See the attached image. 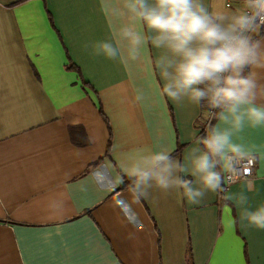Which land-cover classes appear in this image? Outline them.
Segmentation results:
<instances>
[{
  "label": "crops",
  "instance_id": "obj_1",
  "mask_svg": "<svg viewBox=\"0 0 264 264\" xmlns=\"http://www.w3.org/2000/svg\"><path fill=\"white\" fill-rule=\"evenodd\" d=\"M124 11V0H0V264H264V230L223 198L264 203V126L236 138L255 159L252 191L239 182L190 205L153 188L120 205L121 158L150 148L182 161L205 112L161 94L150 44L127 65L93 53Z\"/></svg>",
  "mask_w": 264,
  "mask_h": 264
},
{
  "label": "clouds",
  "instance_id": "obj_2",
  "mask_svg": "<svg viewBox=\"0 0 264 264\" xmlns=\"http://www.w3.org/2000/svg\"><path fill=\"white\" fill-rule=\"evenodd\" d=\"M124 9L129 22L111 40L95 43L93 53L127 65L142 61L150 44L160 51L154 63L161 94L174 102L205 103L209 123L182 161L167 149L143 148L122 157L130 200L119 203L138 204L155 188L199 205L208 192L225 191L223 172L235 175L237 164L254 162L236 138L246 125L264 126V0H240L232 10H210L205 0H124ZM246 187L252 191L253 181ZM223 198L237 203L242 222L264 230V203L253 209L243 191Z\"/></svg>",
  "mask_w": 264,
  "mask_h": 264
},
{
  "label": "built area",
  "instance_id": "obj_3",
  "mask_svg": "<svg viewBox=\"0 0 264 264\" xmlns=\"http://www.w3.org/2000/svg\"><path fill=\"white\" fill-rule=\"evenodd\" d=\"M240 3V0H238ZM229 4H227L228 6ZM238 172L234 175L230 171H225L223 174V184L224 189L228 188L231 185L237 184L239 182H246L251 180L254 175L255 169V159L251 165H248L246 161L240 162L236 165Z\"/></svg>",
  "mask_w": 264,
  "mask_h": 264
},
{
  "label": "trees",
  "instance_id": "obj_4",
  "mask_svg": "<svg viewBox=\"0 0 264 264\" xmlns=\"http://www.w3.org/2000/svg\"><path fill=\"white\" fill-rule=\"evenodd\" d=\"M262 29H264V28H262ZM201 107H202L203 110L209 111L207 106H206V104L203 103V102L201 103ZM215 120L216 119H212L211 120V124H214ZM208 123H209V119H207V121L204 120L203 125L200 126V128H199V130H200L199 137H203V136L206 135V127H207Z\"/></svg>",
  "mask_w": 264,
  "mask_h": 264
},
{
  "label": "rangeland",
  "instance_id": "obj_5",
  "mask_svg": "<svg viewBox=\"0 0 264 264\" xmlns=\"http://www.w3.org/2000/svg\"><path fill=\"white\" fill-rule=\"evenodd\" d=\"M231 2H232V1L229 2V5H230ZM208 112H209V111H205V112L202 113V117H201V119L198 120L197 125H198L200 122L203 123L204 120L207 121V119H208ZM204 113H206V115H204ZM201 120H202V121H201Z\"/></svg>",
  "mask_w": 264,
  "mask_h": 264
}]
</instances>
